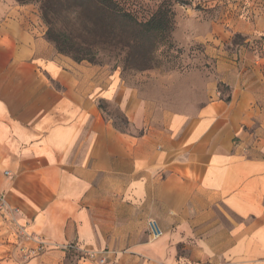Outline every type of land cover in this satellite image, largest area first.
I'll use <instances>...</instances> for the list:
<instances>
[{
  "label": "crops",
  "instance_id": "1",
  "mask_svg": "<svg viewBox=\"0 0 264 264\" xmlns=\"http://www.w3.org/2000/svg\"><path fill=\"white\" fill-rule=\"evenodd\" d=\"M219 1L210 39L245 45L218 52L211 86L201 77L183 92L195 102L140 135L100 109L117 74L58 54L29 8L0 9V223L13 240L0 264H98L79 249L110 264H264V11ZM18 228L46 252L21 262Z\"/></svg>",
  "mask_w": 264,
  "mask_h": 264
},
{
  "label": "rangeland",
  "instance_id": "2",
  "mask_svg": "<svg viewBox=\"0 0 264 264\" xmlns=\"http://www.w3.org/2000/svg\"><path fill=\"white\" fill-rule=\"evenodd\" d=\"M23 1L26 3L0 0V9L29 8L58 54L117 74L115 96L101 101L99 106L117 129L137 135L161 128L171 113L195 102V95L186 98L184 90L198 93L205 88V84L201 88L197 84L201 77L211 86L218 75V52L239 54L240 46L248 39L227 32L222 44L210 39L214 31L210 22L224 6L218 0H117L124 14L142 24L158 13L168 15L167 31L153 40L136 35L134 27L124 22L117 27L111 21L102 24L96 15L89 20L94 11L77 8L68 0L47 2L50 23H46L40 9L42 0ZM229 3L234 11L238 7L245 13L251 7L264 11V0ZM257 45L264 48V37L258 39ZM218 89L222 99L229 98V88L219 84ZM10 234V229L0 223V246L13 241Z\"/></svg>",
  "mask_w": 264,
  "mask_h": 264
},
{
  "label": "trees",
  "instance_id": "3",
  "mask_svg": "<svg viewBox=\"0 0 264 264\" xmlns=\"http://www.w3.org/2000/svg\"><path fill=\"white\" fill-rule=\"evenodd\" d=\"M19 3H26L23 0H17ZM61 0H42L40 9L43 14V19L46 21V23L49 22V16L46 13L45 5L47 2H55L58 3ZM74 5L77 6V8L87 7L89 12L94 11L95 13L89 15V20H91L90 17L98 18V20L102 22H108L111 21L115 26L119 27L122 22L124 24H129L130 26L134 27V33L136 35H139L140 37H145L149 40H153L161 33H165L167 31L169 21H168V15L164 13H158L155 16L151 18L150 21L147 23H139L137 20H135L133 17H131L128 14H124L123 9L121 8L120 4L117 2V0H68ZM103 24V23H102ZM75 62H82L83 60L78 59H72ZM228 101L230 98L227 99Z\"/></svg>",
  "mask_w": 264,
  "mask_h": 264
},
{
  "label": "built area",
  "instance_id": "4",
  "mask_svg": "<svg viewBox=\"0 0 264 264\" xmlns=\"http://www.w3.org/2000/svg\"><path fill=\"white\" fill-rule=\"evenodd\" d=\"M0 211L5 212L6 206L2 199H0ZM149 230L150 234L153 239H158L161 237V231L158 228L155 222L149 223ZM17 238L19 240L18 246L16 248V252L19 254V260L21 262L29 261L30 259L38 256L46 252L45 243L39 239L33 238V236L29 235L24 228H18L17 230ZM28 243H35L37 244V248H28L26 244ZM74 249L78 250V248L73 247ZM82 252V257L89 259L91 261H95L98 264H110L108 261V254H98L96 252H88L85 250L79 249Z\"/></svg>",
  "mask_w": 264,
  "mask_h": 264
}]
</instances>
